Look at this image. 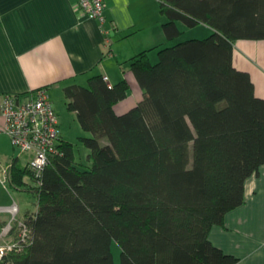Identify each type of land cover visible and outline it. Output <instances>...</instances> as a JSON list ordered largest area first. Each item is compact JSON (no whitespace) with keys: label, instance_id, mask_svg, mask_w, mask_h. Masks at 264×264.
<instances>
[{"label":"trees","instance_id":"1","mask_svg":"<svg viewBox=\"0 0 264 264\" xmlns=\"http://www.w3.org/2000/svg\"><path fill=\"white\" fill-rule=\"evenodd\" d=\"M168 40L205 23L213 32L133 57L144 98L119 114L127 80L65 88L89 148L80 169L72 142L28 187L38 210L33 239L16 264H237L212 243L214 225L245 200L246 180L264 168V98L234 64L238 39H264V0H160ZM35 178L15 159L11 187ZM0 222V229L4 226Z\"/></svg>","mask_w":264,"mask_h":264},{"label":"crops","instance_id":"2","mask_svg":"<svg viewBox=\"0 0 264 264\" xmlns=\"http://www.w3.org/2000/svg\"><path fill=\"white\" fill-rule=\"evenodd\" d=\"M105 16L107 33L98 19L82 12L78 0H0V163L12 165L17 158L25 165L28 160V155L16 152L11 137L2 130L5 120L1 106L7 94L48 88L59 114L62 137L67 141V117L80 122L77 113L67 107L66 87L88 86L90 78L98 74L107 77L110 85L127 80L128 94L115 104L119 114L144 98L145 90L132 69L133 57L149 50L154 62L162 46L181 36L167 39L163 29L167 17L161 13L160 0H106ZM177 23L183 33L186 25ZM234 64L250 73L256 95L264 98V39L236 40ZM56 94L62 96L63 107L56 105ZM0 185L10 189L2 182ZM13 203L0 205V222L12 219L8 209ZM28 210L20 207L18 216H27ZM209 238L238 257L237 264H264L263 167L246 180L244 203L226 214L224 224L214 225Z\"/></svg>","mask_w":264,"mask_h":264},{"label":"built area","instance_id":"3","mask_svg":"<svg viewBox=\"0 0 264 264\" xmlns=\"http://www.w3.org/2000/svg\"><path fill=\"white\" fill-rule=\"evenodd\" d=\"M78 6L87 16L98 19L107 33L106 0H78ZM1 111L5 120L2 130L11 137L19 153L28 155L26 165L39 184L52 159L63 154L60 118L48 88L42 87L28 94H7ZM11 168V164L0 163V182L6 186L11 180ZM8 210L12 213V221L7 231H16L17 237L14 243L0 246V264H16L13 256L22 253L33 239L27 216H18V202L14 201Z\"/></svg>","mask_w":264,"mask_h":264},{"label":"rangeland","instance_id":"4","mask_svg":"<svg viewBox=\"0 0 264 264\" xmlns=\"http://www.w3.org/2000/svg\"><path fill=\"white\" fill-rule=\"evenodd\" d=\"M207 28V25H200L197 27L186 26L184 27V32L181 34V37L175 42L170 43L169 45H173L175 43L195 37L205 38L211 34V32L208 31L209 29ZM158 61L159 57H156L153 63H157ZM55 102L57 106L63 107L64 100L61 95H57V98L55 97ZM67 119L70 121V124L69 126H67L66 136L71 142H73L77 166L80 169L88 168L92 164V162L89 160L90 151L89 148L86 147V145L81 140V137L86 135L85 131L79 125L78 121L73 122L72 118L69 117H67ZM16 152L19 153L18 151ZM22 159L26 160V155H23ZM24 179L26 184L20 186L18 190H14L11 187V180L8 185V187L10 188L8 191L0 185V205H10L14 201H16L18 202L21 209H23L24 207H28V215L33 214L38 210V198L33 192L28 190L29 186H36V182L29 176H25ZM1 221L4 222L5 225L0 229V246H8L16 241V231H7L9 228V224L12 221L11 218L2 219ZM112 249L114 252L115 264H121V247L116 241L113 242Z\"/></svg>","mask_w":264,"mask_h":264},{"label":"bare ground","instance_id":"5","mask_svg":"<svg viewBox=\"0 0 264 264\" xmlns=\"http://www.w3.org/2000/svg\"><path fill=\"white\" fill-rule=\"evenodd\" d=\"M11 164V163H10Z\"/></svg>","mask_w":264,"mask_h":264}]
</instances>
